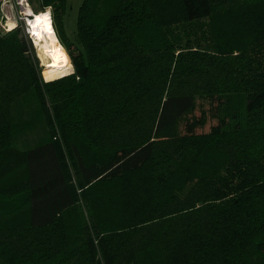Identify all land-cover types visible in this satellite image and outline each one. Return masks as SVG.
Masks as SVG:
<instances>
[{
    "label": "trees",
    "instance_id": "obj_1",
    "mask_svg": "<svg viewBox=\"0 0 264 264\" xmlns=\"http://www.w3.org/2000/svg\"><path fill=\"white\" fill-rule=\"evenodd\" d=\"M67 3L74 74L0 29V264H264V0Z\"/></svg>",
    "mask_w": 264,
    "mask_h": 264
},
{
    "label": "rangeland",
    "instance_id": "obj_2",
    "mask_svg": "<svg viewBox=\"0 0 264 264\" xmlns=\"http://www.w3.org/2000/svg\"><path fill=\"white\" fill-rule=\"evenodd\" d=\"M81 2H82V0H68L67 8H66V11L63 15V20H62L64 22L63 27H64V30H65L67 35H70L72 33V31H76L77 11H78V7H79ZM4 10H5V13H7V14L10 13L11 17L15 20L16 11H15V8L13 6L12 7L5 6ZM39 11H42V9L34 10V11L32 10L33 13L39 12ZM30 18H32V16ZM3 19H4V17H2L0 14V20H3ZM16 22H17V24L20 25L21 29L24 32H26L25 23L23 21H16ZM52 25H53V20H52ZM0 29H3V28H0ZM26 34H27V32H26ZM27 38L30 40L31 45L34 48L35 55L38 58L39 65L41 67V73H42L43 64L47 58L42 53V51L39 49V47L35 44V42H33V38H31V36H29V34H27ZM55 38H56V36H55ZM63 47H64V49L68 55V58L71 62V65L74 67L69 51L67 50V48L65 46H63ZM29 102H30L29 100H22L18 104L19 110H21L23 112L20 114V117H26L27 118L29 116V113L34 108V104L32 102H30V103ZM214 104H211V106H214ZM209 106H210V104L207 101H198L196 108L194 109L192 114L198 116V115H200L202 110H205V114L207 116V119H206V122L202 126L195 128L196 132H206L209 130V128L212 124L217 122V117L215 115H213V112H215V111H214V109L209 110L208 109ZM46 130L47 129H46V125L44 123V120L41 119L37 125H35L31 128H28L25 131L16 132L14 134L13 141L15 142L17 147L24 149L28 146L33 145V144L42 143L43 141H45L47 134H48V132H46Z\"/></svg>",
    "mask_w": 264,
    "mask_h": 264
},
{
    "label": "clouds",
    "instance_id": "obj_3",
    "mask_svg": "<svg viewBox=\"0 0 264 264\" xmlns=\"http://www.w3.org/2000/svg\"><path fill=\"white\" fill-rule=\"evenodd\" d=\"M17 3L22 7L20 12V17L25 21L27 25V31L29 35L36 38L38 42L40 39H43L42 33H47L50 38H52L53 43H57L55 38L54 29L52 28V9L49 6L46 11L41 12L40 14H34L31 10V7L28 5L27 0H17ZM9 6V0H3V4H0V12H3L4 7ZM32 16L33 19L29 20L27 17ZM18 26L17 22L9 16L7 13L4 15V19L0 20V28H3L6 32L14 30ZM62 47V46H61ZM45 51L48 52V47L45 46ZM60 48H53L49 55L52 56L54 61L63 59L66 64H68L67 70L60 73L61 76L74 74L75 69L70 64L66 54L63 56L60 55Z\"/></svg>",
    "mask_w": 264,
    "mask_h": 264
},
{
    "label": "bare ground",
    "instance_id": "obj_4",
    "mask_svg": "<svg viewBox=\"0 0 264 264\" xmlns=\"http://www.w3.org/2000/svg\"><path fill=\"white\" fill-rule=\"evenodd\" d=\"M41 12H44V11L34 12V14H40ZM28 19L31 20V19H33V17L32 18L29 17ZM42 36H43V39H40L38 42L36 41L35 37H32V36L31 37L33 38V42H35V44L39 47V49L42 51V53L47 58L43 64L42 76L45 80H50V79L61 76L60 73L67 70L68 64H66L63 59H59V60L54 61L52 59V56L49 55V52H51V50L53 48H60L61 49V51H60L61 56L66 54L64 52L63 47H61L62 45L58 42V40L56 39L57 43H53L52 38H50L46 32L42 33ZM45 46L48 47V52L45 51ZM67 58H68V56H67ZM68 60H69V58H68ZM69 62H70V60H69ZM70 64H71V62H70Z\"/></svg>",
    "mask_w": 264,
    "mask_h": 264
},
{
    "label": "built area",
    "instance_id": "obj_5",
    "mask_svg": "<svg viewBox=\"0 0 264 264\" xmlns=\"http://www.w3.org/2000/svg\"><path fill=\"white\" fill-rule=\"evenodd\" d=\"M10 4H11V7L13 6L15 8V11H16V18L15 20L16 21H23L25 23V21L23 19H21L20 17V12L23 10L22 7L17 3V0H9ZM27 3L28 5L31 7L30 5V1L27 0ZM0 4H3V0H0ZM32 10V8H31ZM1 16L4 17L5 15V10L3 12H0ZM31 17V16H29ZM27 17V18H29ZM25 27H26V32L29 34V32L27 31V25L25 24ZM30 36V35H29ZM32 38V37H31Z\"/></svg>",
    "mask_w": 264,
    "mask_h": 264
},
{
    "label": "crops",
    "instance_id": "obj_6",
    "mask_svg": "<svg viewBox=\"0 0 264 264\" xmlns=\"http://www.w3.org/2000/svg\"><path fill=\"white\" fill-rule=\"evenodd\" d=\"M29 1H30V5H31V8L33 11L41 9L40 0H29ZM46 8H48V7H46ZM9 16H11V14Z\"/></svg>",
    "mask_w": 264,
    "mask_h": 264
}]
</instances>
